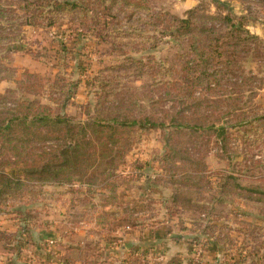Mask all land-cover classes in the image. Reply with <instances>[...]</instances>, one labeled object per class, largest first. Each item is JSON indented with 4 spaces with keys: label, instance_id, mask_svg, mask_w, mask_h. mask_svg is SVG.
Instances as JSON below:
<instances>
[{
    "label": "rangeland",
    "instance_id": "374dc122",
    "mask_svg": "<svg viewBox=\"0 0 264 264\" xmlns=\"http://www.w3.org/2000/svg\"><path fill=\"white\" fill-rule=\"evenodd\" d=\"M182 1L135 2L220 16L207 44L121 2L94 28L81 0H0V171L79 144L6 189L0 264H264V0Z\"/></svg>",
    "mask_w": 264,
    "mask_h": 264
},
{
    "label": "trees",
    "instance_id": "16d2710c",
    "mask_svg": "<svg viewBox=\"0 0 264 264\" xmlns=\"http://www.w3.org/2000/svg\"><path fill=\"white\" fill-rule=\"evenodd\" d=\"M81 5L84 8V12L88 10H92L95 19H94V28L99 25L100 19L103 16V12L105 9H109L107 17H110L112 14V8L110 5L113 6V4L117 2H121V10L128 9L130 12V18L131 16L137 15L140 13L141 10L145 11L144 17L145 19L151 20L156 18V26H159L160 30L159 32L162 34H168L172 37H178V38H191L195 35H198L200 37L204 38V42H207L213 37L214 30L208 26V22L219 20L221 17L216 15H208L204 12H200V9L194 8L192 10H188L184 16L183 19H177L175 17L170 16L167 13H157L150 15L143 6L139 5L135 1L137 0H81ZM139 1V0H138ZM106 4L107 7L104 8V10H100L99 6ZM53 7H55V11L57 12L60 10V5H57V2H53ZM78 9L81 11V7L78 6ZM86 9V10H85ZM99 14L101 16H99ZM17 118H12V121H16ZM61 120L56 119L54 122L59 123ZM150 125H155L154 123H151ZM10 127V123H7L4 128L8 129ZM217 130L219 132H224L223 127H219ZM11 135V132L4 133L2 136L3 143H6L9 141V136ZM30 138L33 137L32 134L29 136ZM29 137L24 138L25 142L29 141ZM78 147L79 144H75L73 148H66L64 150H58V154L54 155L52 154V158H49L46 162H43V164L39 168H34L33 166H28L27 164H24L23 166H14L5 168L0 171V204L5 200L6 196V189H13L12 186L16 185L18 186L20 182L23 181V177H29L32 175H38L42 180H48V179H55L59 176L60 170L64 168L67 164L70 163L72 158L78 157ZM88 159L83 158L82 163H86ZM28 217L26 216L23 218V220H26ZM3 234L0 233V236Z\"/></svg>",
    "mask_w": 264,
    "mask_h": 264
},
{
    "label": "crops",
    "instance_id": "0c3cea01",
    "mask_svg": "<svg viewBox=\"0 0 264 264\" xmlns=\"http://www.w3.org/2000/svg\"><path fill=\"white\" fill-rule=\"evenodd\" d=\"M182 2H183V6L186 7H191L192 5H194L192 0H183Z\"/></svg>",
    "mask_w": 264,
    "mask_h": 264
}]
</instances>
